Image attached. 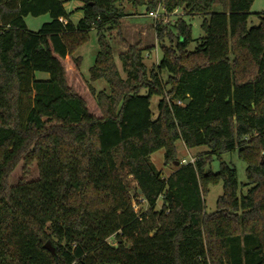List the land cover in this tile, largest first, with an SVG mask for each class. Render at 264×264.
Wrapping results in <instances>:
<instances>
[{
  "label": "trees",
  "instance_id": "1",
  "mask_svg": "<svg viewBox=\"0 0 264 264\" xmlns=\"http://www.w3.org/2000/svg\"><path fill=\"white\" fill-rule=\"evenodd\" d=\"M67 1L0 0V264H264V12L249 28L255 0H79L75 23ZM125 3L147 15L223 11L204 18L194 50L184 18L155 23L162 58L149 67L141 44H128L122 75L110 32ZM45 14L52 20L29 30L26 17ZM91 30L99 50L88 82L101 116L62 62ZM73 61L79 68L81 57ZM101 79L110 92L95 88ZM178 141L208 149L181 164ZM160 149L177 166L168 176L151 160ZM235 151L247 164L245 194L223 159ZM20 161L36 162L39 177L10 185ZM221 183L209 213L206 197ZM141 200L148 209H136Z\"/></svg>",
  "mask_w": 264,
  "mask_h": 264
},
{
  "label": "rangeland",
  "instance_id": "2",
  "mask_svg": "<svg viewBox=\"0 0 264 264\" xmlns=\"http://www.w3.org/2000/svg\"><path fill=\"white\" fill-rule=\"evenodd\" d=\"M81 7L82 2L79 0H69L66 2L67 11L71 13V20L75 23L78 22V20L83 16V11L80 9ZM124 8L127 15L124 16L120 21V31L113 30L110 32L111 45L118 68L122 75H124V72L122 70L119 54L122 51H126L128 49V44H135L138 42L141 44V46L144 48L145 62L149 67L158 63L162 58V50L158 45L154 29L155 23L167 26L176 21L178 18H184L189 24H191L192 27V37L194 40L191 42L189 49L194 50L197 46L198 39L205 35V32L202 28L204 18H210L212 12L223 11V5L221 4L215 5L211 13L209 12L206 15H191L181 9L168 13L162 8V6H159L156 12L147 15L145 13V8L139 7L136 9L129 3H125ZM262 12H264V0H255L252 4L248 19L249 28L260 23L258 14ZM51 20L52 18L48 14L37 17H26L27 26L29 30L32 31H38L44 23L50 22ZM168 42L169 41L167 39V43ZM98 50L99 42L97 31L91 30L89 32L87 41L78 48L73 56H67L66 58L62 59V62L66 68L68 84L86 100L87 106L91 113L95 114L96 116H101V109L98 106L95 96L90 90L88 82V80H90V68L95 64ZM77 56L81 57V64L79 68L76 67L73 61V57ZM35 74L36 78L40 80H46L50 78L49 73L46 72H36ZM163 76L165 79H167L169 76L168 72H164ZM93 85L98 91L105 90L106 92H110L109 84L104 79L96 81L93 83ZM160 99V96L155 95L151 100V110L155 117L159 112L158 104ZM177 148L179 151V159L181 160V164L195 160L199 154L206 152L208 149L206 146L188 149L182 141H178ZM223 159L237 169L238 180L240 183L239 194L247 193L250 185L244 186V184L247 183L246 162L239 157L237 151L223 154ZM151 160L157 169L163 171L165 176L170 175L177 168L175 164H165V149H160L154 152L151 155ZM219 168L220 160L214 156L211 164H209L208 169H212L214 172H217ZM38 177L39 169L36 162L25 168L24 162L20 161L14 171L11 173L9 177V183L10 185H17L22 180L32 181L36 180ZM223 192L224 189L222 183L210 188V192L206 197L207 212L211 213L217 210V201L218 198L222 196ZM141 202L142 204L137 205L136 201H134L136 209H141L143 211L148 209V204L143 200H141ZM160 205L161 201L159 202V206ZM110 242L114 243L115 239H110Z\"/></svg>",
  "mask_w": 264,
  "mask_h": 264
},
{
  "label": "water",
  "instance_id": "3",
  "mask_svg": "<svg viewBox=\"0 0 264 264\" xmlns=\"http://www.w3.org/2000/svg\"><path fill=\"white\" fill-rule=\"evenodd\" d=\"M185 102H186V103H189V102H190V98L186 99ZM140 192H141V190H140ZM45 247H46L47 249H49L51 252H53V253L56 252V248H55V246H53V245L51 244V242H47L46 245H45Z\"/></svg>",
  "mask_w": 264,
  "mask_h": 264
},
{
  "label": "built area",
  "instance_id": "4",
  "mask_svg": "<svg viewBox=\"0 0 264 264\" xmlns=\"http://www.w3.org/2000/svg\"><path fill=\"white\" fill-rule=\"evenodd\" d=\"M191 161H193V160H191ZM186 163H188V162H186Z\"/></svg>",
  "mask_w": 264,
  "mask_h": 264
}]
</instances>
